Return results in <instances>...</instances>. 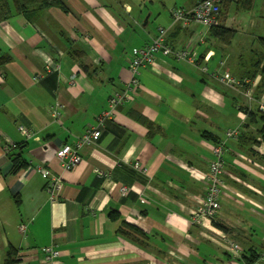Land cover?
Instances as JSON below:
<instances>
[{
  "label": "crops",
  "instance_id": "crops-1",
  "mask_svg": "<svg viewBox=\"0 0 264 264\" xmlns=\"http://www.w3.org/2000/svg\"><path fill=\"white\" fill-rule=\"evenodd\" d=\"M64 2L69 13L52 8L33 22L22 15L0 22V59L8 58L0 63V264L12 248L17 264H46L43 248L50 246L60 252L55 264H244L232 259L223 237L243 250L264 248L263 122L248 120L264 101L261 77L249 80L247 68L242 76L227 70L242 66L232 58L238 55L233 43L222 44L194 21L174 24L166 0ZM235 5L248 14L254 9ZM228 10L220 26L227 27ZM159 28L168 30L173 48L190 42L208 71L160 53L129 90L133 51L150 44ZM50 64L59 71L34 81ZM225 73L246 84L221 83L218 75ZM125 89L128 99L99 142L82 149L79 166L65 170L57 150L95 126L110 95ZM57 103L60 121L51 114ZM237 127L241 138L226 146L215 219L230 230L225 233L194 224L192 212L204 196L214 141ZM14 158L28 166L12 173ZM30 165L59 180L54 200Z\"/></svg>",
  "mask_w": 264,
  "mask_h": 264
},
{
  "label": "built area",
  "instance_id": "built-area-1",
  "mask_svg": "<svg viewBox=\"0 0 264 264\" xmlns=\"http://www.w3.org/2000/svg\"><path fill=\"white\" fill-rule=\"evenodd\" d=\"M222 2L223 0H202L192 9L173 8L171 11L172 21L174 24L180 25H187L191 21H194L207 29L218 27L220 26L219 18ZM167 33V29L159 28L156 36L150 44L133 51L130 64L133 78L129 84V90H131L133 86L137 87L139 85V70L147 66L153 67L156 63V58L160 53L172 55L177 60L186 61L204 72L208 71L207 65L202 63L199 58L195 56L193 46L190 42H188L183 48H173L167 43ZM59 69L60 66L58 64L47 65L45 73L36 75L34 81H40L48 73L53 71L58 72ZM74 78L75 75L72 79ZM218 79L221 83L228 86L234 87L240 85L238 79L228 73L218 75ZM127 93V89L114 91L109 97L107 109L101 112L97 117V124L89 127L74 144L65 143L60 146L57 150L56 158L62 163L65 170L71 171L79 166L83 161L82 149L84 147H91L99 142L106 122L111 120L117 109L126 102L128 99ZM247 95H249V93H247ZM61 110L62 106L59 103L52 108L51 114L56 121H60L62 117ZM259 111L264 115V101L260 103ZM240 136L241 129L239 127L231 128L225 131V136L222 140L213 143V159L210 162L208 172L204 175V183L206 186L204 196L192 212V221L194 224L206 228L209 224H213L215 221L220 211V197L224 188L222 178L225 170L226 146L229 141H237ZM135 168L142 170L144 173L147 172V170L142 168L139 163L135 164ZM29 169L37 172L48 182L46 190L50 195V199L54 200L56 191L60 189L59 180L52 176L50 170L41 165H30ZM129 190L128 187L121 188L123 194H127ZM26 229V224H21V232H25ZM223 239L226 241L227 250L232 259L234 261H239L244 252L242 246L226 236H224ZM43 252L45 254L46 264H55V261L60 256V252L52 246L43 248ZM254 264H264V258Z\"/></svg>",
  "mask_w": 264,
  "mask_h": 264
},
{
  "label": "trees",
  "instance_id": "trees-1",
  "mask_svg": "<svg viewBox=\"0 0 264 264\" xmlns=\"http://www.w3.org/2000/svg\"><path fill=\"white\" fill-rule=\"evenodd\" d=\"M236 3L239 6H241L244 10L253 9V0H223L221 7H220V17L224 16L230 6V4ZM52 8H58L64 11L65 13H69L70 9L65 4L64 0H0V22L6 21L9 18L17 15L24 16L28 21L33 22V19L35 16L39 14L41 11L49 10ZM212 34L224 45L229 46L232 44V41L236 35V30L229 29L223 25L218 27H213ZM261 45L264 49V38H260ZM8 61V58H2L0 59V63H6ZM249 75H251L248 79L253 81L257 76L261 77V85H260V92L263 94L264 92V58L256 63V68L254 71L250 72ZM235 77V76H234ZM237 78V77H235ZM240 85L243 86L246 84V80H241L237 78ZM260 93V94H261ZM257 116L259 119H262V126L259 130V136L264 142V115L257 110L254 113H248V120L252 122H256ZM138 121L142 123H146L144 118L138 117ZM207 137V136H206ZM211 139L210 137H208ZM241 138V136H240ZM239 138V140H240ZM218 141H214L216 143ZM14 165L12 168V173H16L22 168H26L28 164L19 163V160L17 158H14L13 160ZM118 216L114 215L113 219H117ZM213 224L221 229L223 232L228 233L227 226L223 225L219 221H214ZM124 228L130 229L134 234L143 237L144 233L141 232L139 229L132 227L126 223H124ZM122 232L126 233L123 229H121ZM236 242V241H235ZM260 250H256L252 247L249 249H244V252L242 254V257L239 261H242L244 264H254L258 262L260 259L264 258V255L260 253ZM17 250L16 249H10V251L7 253V257L5 259L4 264H17Z\"/></svg>",
  "mask_w": 264,
  "mask_h": 264
},
{
  "label": "rangeland",
  "instance_id": "rangeland-1",
  "mask_svg": "<svg viewBox=\"0 0 264 264\" xmlns=\"http://www.w3.org/2000/svg\"><path fill=\"white\" fill-rule=\"evenodd\" d=\"M185 1L186 0H166L167 11L171 6L173 7H171L170 11H172L173 8H184L183 5ZM255 5L251 14L241 11L235 4L231 5L228 10L226 26L233 27L237 31L232 43L238 55L232 58L235 59V61H239L242 66L239 67V70L234 69L232 66H228L227 70L238 76L243 75L245 68H247V72L254 71L256 63L264 58V49L260 42V38H264V0H255ZM159 7L164 9L163 5H159ZM258 238L259 236L256 242H259ZM258 250L263 251L264 248L260 247Z\"/></svg>",
  "mask_w": 264,
  "mask_h": 264
}]
</instances>
